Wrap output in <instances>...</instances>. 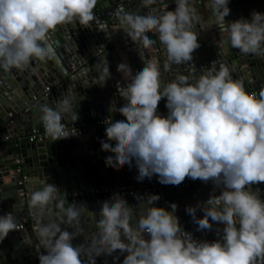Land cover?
<instances>
[{
	"label": "clouds",
	"instance_id": "1",
	"mask_svg": "<svg viewBox=\"0 0 264 264\" xmlns=\"http://www.w3.org/2000/svg\"><path fill=\"white\" fill-rule=\"evenodd\" d=\"M97 2L0 0V68L24 71L34 59L51 58L54 49L48 34L71 23L90 27ZM155 3L140 0L142 8ZM175 4L174 11L159 15L131 11L119 15L120 29L142 48L155 44L149 32L158 35L167 53L165 70L168 64L191 61L200 47L194 28L201 17L193 0H175ZM228 4L229 0H210L221 31L228 33L225 43L244 54L264 56V13L254 11L250 20L229 23L225 21ZM99 63L104 67L98 84L104 86L111 73L106 59ZM117 71L127 81L126 86H117L126 103L119 108L112 104L108 111L119 112L125 119L105 121L108 142L102 141L101 149L114 154L106 157V165L119 169L135 160L139 181L156 174L166 185L178 186L190 177L222 187L220 195H211L203 205L204 216L197 223L201 229L211 228L209 218L223 223V242L195 240L182 230L176 204L171 205L172 211L154 206L158 195L133 208L116 194L102 205L97 233L86 246H73L71 241L83 235L82 208L73 204L65 208L57 186L46 183L29 200L47 252L39 255L40 264H95L96 256L116 250L127 252L123 264H264V200L251 190V185L264 182V90L248 92L224 64L217 69L213 63L194 81L179 75L166 83L157 61L147 60L135 75L126 63H120ZM165 97L168 115L162 116L157 110ZM76 105L66 95L52 106L39 105V120L54 141L75 134L62 121L78 120ZM53 201H57L59 222H45ZM186 211L195 216L196 207ZM62 224L74 231L62 230ZM13 230H19L16 217L12 213L0 216V241Z\"/></svg>",
	"mask_w": 264,
	"mask_h": 264
},
{
	"label": "water",
	"instance_id": "2",
	"mask_svg": "<svg viewBox=\"0 0 264 264\" xmlns=\"http://www.w3.org/2000/svg\"><path fill=\"white\" fill-rule=\"evenodd\" d=\"M98 2L100 6L97 7L95 20L91 22L90 27L71 23L58 26L54 32L48 34L49 43L54 49V55L51 58L44 61L34 59L24 71L14 68L5 71L0 68V82L2 83L0 86V139L5 135L14 137L17 134L16 123L13 119H16L15 122L22 123L25 122L26 117H30L28 128L43 126L39 120V105L48 103L52 106L53 102L61 99L63 95L68 97L73 106L77 104L74 109L78 113L77 121L94 116L100 118L122 116L119 112L108 111L112 104L119 108L126 103L118 95L117 86L118 84L126 86L127 81L117 71V66L120 63H126L135 75L145 66L144 55L148 53H150L148 55L150 60L157 61L161 65L162 79L165 83L179 75L189 76L194 81L208 70L198 71V65L215 59L218 64L215 63L214 66L219 69L221 64L226 65L233 79L242 81L246 90H250L252 84L257 86L262 82L264 56L244 54L239 49L231 48L225 43L228 33L221 31L222 23L213 16L212 9L206 3L209 2L208 0H193L196 11L201 17V22L194 28V31L198 33L200 47L192 53L193 59L182 65L168 64L167 70L164 68L168 63L167 53L158 35L154 33L155 44L151 48H142L139 44L133 43L120 29L119 15L124 11L140 15H159L165 10L174 11L176 8L174 0H157V3L153 4L165 3L162 5L165 6L164 8L158 6L142 8L139 0H99ZM228 7L230 14L225 17L226 22L230 23L242 18L250 20L251 13L254 11L264 13V0H229ZM120 32L124 36L122 41L119 40ZM231 57L233 59H228ZM105 59L109 65L111 78L104 86H101L98 84L101 83L98 77L104 63L99 62ZM72 70L75 71L74 74H71ZM190 70L193 71L192 74H189ZM55 77H59L62 83L55 86L57 81L50 80L54 88L43 95L44 88L50 84H47L45 78L54 79ZM166 103V97L162 98L158 104V110L168 111ZM8 116L13 119L9 121ZM62 122L70 123L69 121ZM102 141L108 142L105 131H97L80 138L68 137L57 140V142L50 140L31 144L22 143L13 147L2 145L0 146V190L5 189L9 196L14 194V190L10 187L14 186V181L19 176L10 181L11 186H2L1 178L10 177L12 161L18 157L23 166L24 176L28 179L26 190L29 191V195L41 189L46 183L62 187L63 192L90 187L140 184V181L135 179L138 176L135 160L131 166L125 164L119 169L106 165V157L114 154L101 149ZM110 143L115 145V142ZM152 177V181L159 182L158 175L154 174ZM204 186L210 189L207 196L202 195ZM216 187L211 182H205L187 190H165L151 195L160 197L154 202L156 207L172 211L171 205L173 203L177 205L175 215L178 217L179 224L182 230L191 234L192 237L204 233V236H207L200 241L219 240L223 242L225 227L223 223L209 218L211 228L203 229L197 223V218L204 216L203 205L211 195L218 196ZM251 190L258 191L260 198L264 200V182L251 185ZM147 199L148 197L136 198L128 204L133 208L142 207ZM29 200L25 201L28 203ZM108 200L110 199L73 204L77 208H82L80 226L83 229V235L76 236L71 241L73 246H86L97 233V223L101 218L99 212L103 203ZM5 202L6 206L4 204L1 209L3 212L9 210L11 197L5 199ZM25 206L23 204L21 211L15 215L18 216V220L27 219ZM188 207H196L195 216L186 211ZM47 216L48 219L59 222L57 212L54 214L52 207L51 214ZM61 229L74 231L64 224L61 225ZM25 231L30 234L29 237L23 231L22 233L10 231L7 237L0 241L1 264H40L39 255L47 254V252L42 243L39 248L34 249L37 238L34 237L29 227H25ZM145 238H148L147 234ZM121 239L127 242L125 237L122 236ZM113 253L117 254L114 259L106 253L96 256L95 264H123L127 252L121 253L120 250H116Z\"/></svg>",
	"mask_w": 264,
	"mask_h": 264
},
{
	"label": "built area",
	"instance_id": "3",
	"mask_svg": "<svg viewBox=\"0 0 264 264\" xmlns=\"http://www.w3.org/2000/svg\"><path fill=\"white\" fill-rule=\"evenodd\" d=\"M216 63L215 60L209 61L202 63L198 65L197 70L198 71H204L211 67V65ZM193 71H189V74H192ZM49 87L44 88L43 95H46L49 92ZM261 90H264V84L259 85L255 88H252L250 90H247L248 92H255L259 93ZM158 114L162 116H167L168 111L164 110H157ZM111 118L113 122L117 120H124L125 117L123 116H114V117H107V118H100L97 117L96 119L92 121H76V122H70L66 123L68 127V131L70 134L75 133L74 135H71L69 137H74V138H80L83 137L86 134L90 133H95L97 131L105 130V121ZM10 121V120H9ZM8 121V122H9ZM16 135V134H15ZM23 135L24 140L26 143H38V142H45L48 140H52L50 138L45 130L44 127L40 129H32L28 130L24 133H21ZM12 136L10 135H5L1 137L2 141H8ZM13 138V137H12ZM12 166L13 170L12 172L14 174H17L19 178L16 180V195L22 199V200H27L30 199V195L27 194L26 190L24 189V185L26 182V177L22 174V165L21 161L16 158L12 161ZM209 183L211 181H208ZM205 183L201 181L200 179H195L193 180L190 177H186L185 180L180 183L178 186L175 185H166L162 184L160 182H155V181H148L142 184L138 185H122V186H108V187H90L86 189H80V190H74V191H69L65 194V204H76V203H84V202H93L96 200H107V199H112V197L116 194H119V196L123 197L125 200H129L131 203L134 199L136 198H144V197H149L153 193H161L165 190H173V191H181V190H187L189 188L195 187L198 184ZM212 183V182H211ZM222 187H216V192L218 195L221 194ZM52 206V205H51ZM25 222L19 223V230H13V231H20L25 227H29L31 232H37L36 229V222H35V217L30 216L28 219L24 220ZM204 233H200L198 236L193 237L195 240L199 241L201 238H203ZM39 244L34 245V249L39 248ZM114 259L117 257V254L113 253L111 255H107Z\"/></svg>",
	"mask_w": 264,
	"mask_h": 264
},
{
	"label": "crops",
	"instance_id": "4",
	"mask_svg": "<svg viewBox=\"0 0 264 264\" xmlns=\"http://www.w3.org/2000/svg\"><path fill=\"white\" fill-rule=\"evenodd\" d=\"M99 1V0H98ZM140 1V0H139ZM209 2H206L207 3V5H209V7H210V0H208ZM174 2H175V0H174ZM165 3H158L157 5H153V6H149V7H151V8H154L155 6H158V7H160V8H164L165 6H162V5H164ZM98 6H100V4H99V2H97V5H96V8H95V10H94V12H97L98 11ZM241 6H244V5H241ZM211 8V7H210ZM212 14H213V16L214 17H216V14H214L213 13V11H212ZM147 15V14H146ZM217 21V20H216ZM210 22V21H209ZM50 34V33H49ZM152 40H154L155 41V34H154V32H149L148 34H147ZM124 36H123V34L120 32L119 33V40H121L122 41V38H123ZM136 44H138V43H136ZM150 53H148V54H145L144 55V60H145V62L147 61V60H150L149 59V57H148V55H149ZM228 59H233L232 57L231 58H228ZM215 61H216V59H215ZM216 64H218L217 63V61H216ZM215 64V65H216ZM81 68V67H80ZM56 72V71H55ZM74 72L75 71H73L72 70V73L71 74H74ZM40 77H41V75H40ZM46 79V81L48 82L47 84H49L50 82H52V81H50V80H53L54 82L55 81H57V84L55 85V86H57L59 83H62V80H60L59 81V77L58 78H54V79H47V78H45ZM262 82L261 83H259L257 86H259V85H262V84H264V76L262 77ZM0 81H1V77H0ZM50 81V82H49ZM1 82H0V86H1ZM53 83H50L49 85H47V86H50L49 87V91H51L52 90V88H54L53 87V85H52ZM257 86H254L253 84H252V88H255V87H257ZM251 88V89H252ZM62 93H63V91H61ZM49 93V92H48ZM8 118H9V120H12L13 119V117H11V116H8ZM97 117H92V118H87V119H84L83 121H92V120H94V119H96ZM28 119H30V117H26L24 120H25V122H22V123H18L17 121L15 122V120L16 119H13V121H14V123H16V125H15V130H16V135L12 138H10L8 141H2L1 139H0V146H7V147H13V146H18V145H20V144H22V143H26L25 142V140H24V137H23V135H21V133H24V132H26V131H28V130H32V129H40V128H43V126H40V125H38V126H36L35 128H28V126H29V120ZM33 124V123H32ZM101 131H105V130H101ZM87 135V134H86ZM85 136V135H84ZM53 140V139H52ZM48 141H50V140H48ZM54 141V140H53ZM54 142H57V140H55ZM3 158V157H2ZM18 159H19V157H18ZM20 160V159H19ZM21 161V160H20ZM22 168V174L24 175V170H23V166L21 167ZM10 169H11V172L9 173V175H10V177H6V178H1V185L2 186H5V185H10L11 186V184H12V182H11V184H10V181L11 180H13V179H15L16 177H17V174H14L13 172H12V170H13V166L12 167H10ZM11 175H12V177H11ZM153 177H151V178H144L142 181H140V184H142V183H145V182H148L149 180H151ZM116 179V178H115ZM136 179V181L138 180L137 179V177L135 178ZM27 180L28 179H26V182H25V185H24V189L26 190L27 189V185H28V182H27ZM31 180V179H30ZM33 180V179H32ZM88 180V179H87ZM8 182V183H7ZM34 182H35V180H34ZM205 185V184H204ZM208 185V184H207ZM11 189H13L14 190V194H11L10 196L9 195H7L8 194V192L5 190V189H1L0 190V216H3V215H6V214H8V213H12L14 216L17 214V213H19V211H21V209L23 208V204H25L26 206H25V208H26V211H27V219L30 217V216H35V214H34V209L30 206V204H29V202L27 203L25 200H22V199H20L17 195H16V189H17V186H16V179H15V181H14V186L12 187H10ZM57 188H58V190L61 192L60 194H59V197H58V199H64L65 198V194L67 193V192H63L62 191V187H60V186H58L57 185ZM2 191V192H1ZM26 192H27V194H28V192L29 191H27L26 190ZM208 192H210V189L209 188H205V186L203 187V192H202V195L203 196H207V194H208ZM11 197V205H10V208H8L9 210L7 211V210H4V212L1 210L2 209V207H3V205L5 204V206H6V202H5V199H8V198H10ZM29 198V197H28ZM27 198V199H28ZM139 199H142V198H139ZM128 203H130V201L129 200H126ZM56 203H57V201H53V203H52V209H53V213L55 214L56 212L58 213V209L56 208ZM131 204V203H130ZM64 207L65 208H67L68 207V205L67 204H64ZM48 215V214H47ZM46 215V220H45V222H47V220H48V216ZM16 217V220H17V222H18V224L19 223H23V222H25L24 221V219H19L18 220V216H15ZM21 231H23V232H25L26 234H27V236L29 237V235L30 234H28V232H26L25 231V228H23L22 230H20V231H17V232H19V233H22ZM30 233V232H29ZM33 233V235H34V237H36L37 239V242H36V244H41V239H40V237H39V234H38V232H32ZM207 236V235H206ZM206 236H203V238H201L200 240H204V238L206 237ZM199 240V241H200ZM6 262V261H5ZM2 263V260L0 259V264ZM7 264V263H6Z\"/></svg>",
	"mask_w": 264,
	"mask_h": 264
}]
</instances>
